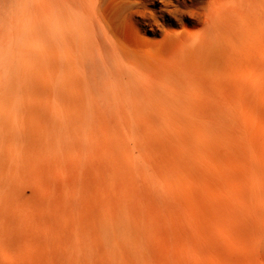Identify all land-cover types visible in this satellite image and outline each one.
I'll list each match as a JSON object with an SVG mask.
<instances>
[{
    "label": "rangeland",
    "instance_id": "374dc122",
    "mask_svg": "<svg viewBox=\"0 0 264 264\" xmlns=\"http://www.w3.org/2000/svg\"><path fill=\"white\" fill-rule=\"evenodd\" d=\"M212 1L0 0V264H264L259 66L197 47Z\"/></svg>",
    "mask_w": 264,
    "mask_h": 264
},
{
    "label": "bare ground",
    "instance_id": "6f19581e",
    "mask_svg": "<svg viewBox=\"0 0 264 264\" xmlns=\"http://www.w3.org/2000/svg\"><path fill=\"white\" fill-rule=\"evenodd\" d=\"M218 1H212V5H214L216 8L219 7V9L216 10L209 17V19L214 25L221 24L225 26V30H223V33L218 32L215 34V38L213 39L211 38L204 40L197 47L202 48L204 52L207 53V51L212 50V48L214 50L213 46L215 39L222 37L224 38L228 48H230L229 50L233 54V61L235 63L242 66L243 68H255L259 66V69L255 68L253 72L249 71V75H251V77L254 79L255 76L257 77L256 79H258V81L256 92L259 93L258 95L260 97L250 98V100L247 102L251 105V108L261 115L262 112L264 113V107H262V105L259 103L261 101L264 102V58H262L263 48L260 49V47L258 49L257 44H260V40L262 39L258 37V33L256 34L255 31L252 30L253 23H257L259 21V17L255 12L253 14L251 11H249L252 5V0H242V3H240V8L242 9L240 14L237 13L238 11L235 7V0ZM257 2H259V12L261 14L264 11V0H257ZM236 21L239 22L237 23V28L235 25ZM1 23L2 22H0V25ZM233 28L241 30L243 35L237 36ZM261 43H263V40ZM209 73H211V70ZM251 89L253 92L254 88ZM4 257L5 253L0 249V258L2 259Z\"/></svg>",
    "mask_w": 264,
    "mask_h": 264
}]
</instances>
